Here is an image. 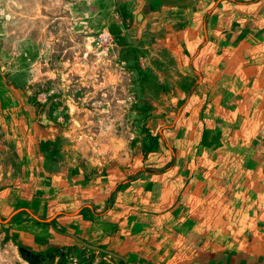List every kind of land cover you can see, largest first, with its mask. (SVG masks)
<instances>
[{"label": "crops", "instance_id": "crops-1", "mask_svg": "<svg viewBox=\"0 0 264 264\" xmlns=\"http://www.w3.org/2000/svg\"><path fill=\"white\" fill-rule=\"evenodd\" d=\"M177 10L166 52L194 84L173 87L157 151L130 171L92 175L49 156L43 143L56 141H40L48 127L0 65L12 149L0 218L25 243L73 235L129 264H264V0Z\"/></svg>", "mask_w": 264, "mask_h": 264}, {"label": "rangeland", "instance_id": "rangeland-1", "mask_svg": "<svg viewBox=\"0 0 264 264\" xmlns=\"http://www.w3.org/2000/svg\"><path fill=\"white\" fill-rule=\"evenodd\" d=\"M147 2L0 0V65L37 108L36 119L54 123L40 141H57L64 160L92 175L145 163V129L162 140V128L170 125L173 87L194 84L183 82L166 52L169 29L179 20L177 7L153 12ZM104 33L111 36L109 44L100 40ZM10 154L0 131V190ZM4 220L0 264H30L16 241L38 253L59 247L52 264H129L69 237L60 246L36 240L33 244L43 249L38 251Z\"/></svg>", "mask_w": 264, "mask_h": 264}, {"label": "trees", "instance_id": "trees-1", "mask_svg": "<svg viewBox=\"0 0 264 264\" xmlns=\"http://www.w3.org/2000/svg\"><path fill=\"white\" fill-rule=\"evenodd\" d=\"M112 31L114 34L116 33V31L114 29ZM116 35H118V33H116ZM120 41H122L121 44L123 45V43H124L123 38H122V40L120 39ZM190 87H191V85L189 86V88H185V87L184 88L188 90V89H190ZM42 125L43 126H54V123L53 122H47V121L43 120ZM145 132H146V141L144 144L145 153L149 154V153L156 152L158 149L159 141H160L159 137L151 135L149 129H145ZM51 143H53V142H51ZM51 143L50 142L49 143L44 142L43 146H44V149L48 152L49 156L53 157L54 156V154L52 152L53 149L49 148V145ZM54 145H58V142L54 143ZM53 159L56 160L55 156L53 157ZM135 176L136 175L131 176L129 178V181L133 180L135 178ZM16 242H17V245H19V247H20V251H21L22 256L30 264H40V263L41 264H52L57 257L55 255V252L61 250L59 247H54L52 249L47 250L45 253H38V252L30 249L27 245H24L22 242H20V243H19V241H16ZM41 244L44 245L47 243L44 241ZM100 254L103 256H108L105 253H100ZM124 260L127 262L126 259H124ZM124 260H121V261L125 262ZM58 264H62V261L60 260V262Z\"/></svg>", "mask_w": 264, "mask_h": 264}, {"label": "water", "instance_id": "water-1", "mask_svg": "<svg viewBox=\"0 0 264 264\" xmlns=\"http://www.w3.org/2000/svg\"><path fill=\"white\" fill-rule=\"evenodd\" d=\"M191 0H150L149 3L153 8H159L161 6H183V7H188L189 2ZM107 173H109V171H107ZM73 239H75L79 244H81L83 247L89 249V250H93V251H97L100 253H105L107 255H109L110 257H114L117 259H121L124 260L125 258L118 255L117 253L108 250L106 248H103L102 246H98V245H92L86 241H84L83 239L73 236L71 235ZM125 261V260H124ZM126 262V261H125ZM127 263V262H126Z\"/></svg>", "mask_w": 264, "mask_h": 264}, {"label": "flooded vegetation", "instance_id": "flooded-vegetation-1", "mask_svg": "<svg viewBox=\"0 0 264 264\" xmlns=\"http://www.w3.org/2000/svg\"><path fill=\"white\" fill-rule=\"evenodd\" d=\"M149 1H150V0H148V2H147V7L149 8L150 11H153V12H154V11H159V10H161V9H163V8H166V7H173V6H161V7H159V8L156 9V8H153V7L150 5ZM174 7H183V6H174ZM46 121H47V122H50V121L48 120V118L46 119ZM46 127H47V126H46ZM56 142H57V141H56ZM56 142H53V143H51V144L49 145V148H50V149H53L52 152H53V154H54L55 157H57V154H58V151H57V150H58V145H54V143H56ZM54 156H53V157H54Z\"/></svg>", "mask_w": 264, "mask_h": 264}, {"label": "built area", "instance_id": "built-area-1", "mask_svg": "<svg viewBox=\"0 0 264 264\" xmlns=\"http://www.w3.org/2000/svg\"><path fill=\"white\" fill-rule=\"evenodd\" d=\"M100 40L102 43L109 44L111 41V36L109 33H104L103 35H101Z\"/></svg>", "mask_w": 264, "mask_h": 264}]
</instances>
